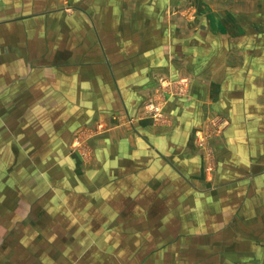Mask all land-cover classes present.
<instances>
[{
	"label": "crops",
	"instance_id": "obj_1",
	"mask_svg": "<svg viewBox=\"0 0 264 264\" xmlns=\"http://www.w3.org/2000/svg\"><path fill=\"white\" fill-rule=\"evenodd\" d=\"M0 112L59 119L95 213L73 260L0 226V264H264V0H0Z\"/></svg>",
	"mask_w": 264,
	"mask_h": 264
},
{
	"label": "rangeland",
	"instance_id": "obj_2",
	"mask_svg": "<svg viewBox=\"0 0 264 264\" xmlns=\"http://www.w3.org/2000/svg\"><path fill=\"white\" fill-rule=\"evenodd\" d=\"M60 125L51 114L2 117L0 112V226L27 223L35 239L41 234L54 241L65 237L69 243L51 246L50 253L56 258L66 253L73 260V236L87 231L73 227L95 213L73 211L75 186L70 187L68 178H60L62 170L55 164L63 154L52 144L54 136H59L54 128L61 129ZM43 249L35 248V256H42Z\"/></svg>",
	"mask_w": 264,
	"mask_h": 264
},
{
	"label": "built area",
	"instance_id": "obj_3",
	"mask_svg": "<svg viewBox=\"0 0 264 264\" xmlns=\"http://www.w3.org/2000/svg\"><path fill=\"white\" fill-rule=\"evenodd\" d=\"M187 85V79H179L176 85H173L170 81H162L161 87L169 92H179L182 93ZM171 88V89H170ZM160 106L156 105L154 101L149 100L146 102V109L151 112L155 117L159 118L161 116Z\"/></svg>",
	"mask_w": 264,
	"mask_h": 264
}]
</instances>
